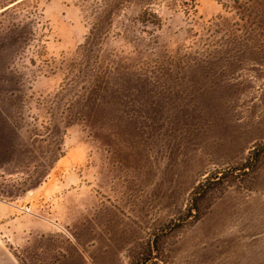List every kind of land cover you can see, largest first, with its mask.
<instances>
[{"label":"rangeland","instance_id":"1","mask_svg":"<svg viewBox=\"0 0 264 264\" xmlns=\"http://www.w3.org/2000/svg\"><path fill=\"white\" fill-rule=\"evenodd\" d=\"M0 264H264V0H0Z\"/></svg>","mask_w":264,"mask_h":264},{"label":"trees","instance_id":"2","mask_svg":"<svg viewBox=\"0 0 264 264\" xmlns=\"http://www.w3.org/2000/svg\"><path fill=\"white\" fill-rule=\"evenodd\" d=\"M259 151H260V149H258V151L255 152V155H253V162L255 164L259 163L261 160V154H259ZM213 184H215V183H211V184L205 183V184H201L197 188V190L195 192V197H193V199H192V202L194 203L195 208H197L196 204L198 203V200L200 199V197L203 196L205 193L209 192L213 188V186H214ZM194 217L197 218L198 214H196ZM151 253H152V250L150 249L148 252L149 257H146L141 263L148 261L150 256H151Z\"/></svg>","mask_w":264,"mask_h":264}]
</instances>
